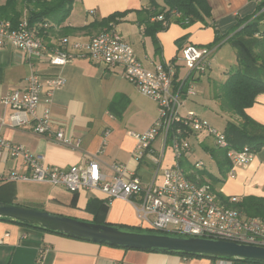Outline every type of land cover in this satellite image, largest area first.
<instances>
[{
    "label": "crops",
    "instance_id": "crops-1",
    "mask_svg": "<svg viewBox=\"0 0 264 264\" xmlns=\"http://www.w3.org/2000/svg\"><path fill=\"white\" fill-rule=\"evenodd\" d=\"M153 1L159 7L164 6V0ZM206 1L211 10V17L206 21L207 26L195 23L182 28L171 23L153 39L144 34L145 24L142 21L145 17L138 13L150 7V0H74L66 21L60 26L47 28L45 42L53 45L61 37L86 42L99 32L76 31L62 36L63 31L87 26L114 13H127L118 24L113 25V29L130 45L142 67L148 71H152L155 66L172 67L176 82L183 81L178 72L181 67L178 61L182 47L186 45L209 47L216 35H232L240 20L264 14V6L258 10L264 0ZM22 11L25 16L23 8ZM262 25L264 27V21ZM218 44L223 45L224 40ZM213 62L212 56L211 64ZM32 72H35L41 81L40 110L43 107L49 110L54 122L52 131L61 129L69 138V144L33 135L32 123L15 129L2 128L0 134L6 142L22 147L31 155L42 157L44 165L49 167L68 169L95 158L100 173L107 182H111L115 176L113 165H125L129 170H133L134 176L144 185L151 181L153 174L151 162L162 149L161 140L157 138L152 144L154 150L152 160L137 163L131 158L135 141L127 133L146 131L156 119L157 106L123 79L120 67L96 64L86 58H75L71 63L61 67L51 66L43 61L34 62L30 66L17 49L11 46L2 47L0 100L13 91L22 89ZM54 78L62 79L63 85L50 92L45 81ZM46 98L49 99V103L44 102ZM10 114V109L0 104V122L6 121ZM246 114L254 122L264 126V93L255 98L254 104L246 109ZM191 140L199 141V133L190 137L189 141ZM208 140L212 146L205 142L202 145L207 149L214 148L213 140L205 133V141ZM204 151L208 153V150ZM184 160L189 165L195 163L190 160L189 154ZM160 166L162 169L173 166V156L168 146L162 151ZM203 169L219 177L218 172L212 174L204 165ZM11 172L18 175L29 174L22 159L12 160L0 155V174L7 175ZM196 179L198 180L197 177ZM204 179L209 183L206 177ZM155 183H160L159 176ZM0 186H5V191L13 194L15 203L21 206L33 209L50 208L58 212L49 213L63 216L62 213L66 212L69 217L78 219L80 216L85 218L82 220L91 222L92 217L86 211V207L89 201L94 200L103 205L99 219L104 222L133 227L138 225L136 213L129 203L119 199L108 201L97 190L69 193L62 187L46 183L19 181L2 183ZM211 187L216 199L225 206L233 204L230 201L232 198L238 199L236 204L247 197L264 199V148L254 154L247 167L236 169L234 178L226 175L223 182L213 184ZM0 264L219 263L201 258H184L178 255L101 246L0 221Z\"/></svg>",
    "mask_w": 264,
    "mask_h": 264
},
{
    "label": "built area",
    "instance_id": "built-area-1",
    "mask_svg": "<svg viewBox=\"0 0 264 264\" xmlns=\"http://www.w3.org/2000/svg\"><path fill=\"white\" fill-rule=\"evenodd\" d=\"M156 20L162 21L163 18L158 16ZM219 45L182 47L180 60L189 71L183 81L176 82L172 67L155 66L152 71L145 70L130 45L113 27L86 42L62 37L56 44L49 45L34 29L28 27L26 20H22L16 28L9 22L0 21V48L11 46L17 49L30 66L43 61L61 67L75 58H86L96 64L120 67L123 79L157 106L156 119L146 131L127 133L135 141L131 158L137 163L152 160L153 142L160 138L162 143L160 153L151 162L152 179L144 185L134 176L133 170L125 165H113L115 176L111 182H107L95 158L68 169L46 166L42 157L31 155L22 147L6 142L0 134V155L12 160L22 159L29 170L28 175L13 172L0 174V184L17 181L46 183L62 187L69 193L97 190L108 201L119 199L129 203L136 213L137 228L140 230L212 238L264 248V218L247 217L236 209L222 205L209 184L198 185L187 176L192 171H184L179 164L180 159L191 151L189 138L201 132L213 140L216 149L225 151L231 162L227 174L231 179L236 169L247 167L254 158L255 153L249 148L241 151L229 149L224 133L209 127L195 114H181L183 100L195 94L194 85L188 81L193 80L195 74H204L210 68L211 57ZM45 85L51 92L60 88L63 80L47 79ZM40 87V78L32 72L22 89L0 100V104L11 111L8 119L0 122V130L32 123L33 135L69 144V138L61 129L52 131L54 122L49 110L44 107L40 110ZM44 102L49 103V99L46 98ZM165 146L172 152L173 166L162 169L160 164ZM201 167V162L195 164V168ZM158 176L160 183L156 184ZM230 201L236 203L238 199L232 198ZM217 262L231 264L228 261Z\"/></svg>",
    "mask_w": 264,
    "mask_h": 264
},
{
    "label": "trees",
    "instance_id": "trees-1",
    "mask_svg": "<svg viewBox=\"0 0 264 264\" xmlns=\"http://www.w3.org/2000/svg\"><path fill=\"white\" fill-rule=\"evenodd\" d=\"M73 2L74 0H4L0 2V21L9 22L13 28H16L24 18L28 27L34 29L39 37L47 41V28L62 25L70 15ZM263 6L264 3L260 5L258 10ZM22 8L25 10V16ZM138 13L145 17L142 21L145 24L144 34L153 39L158 32L164 31L171 23L182 28H187L195 23L207 26L206 21L211 17V10L206 0H165L163 7L157 6L153 0H150V7ZM126 14L114 13L87 26L66 29L62 36L76 31L95 30L101 33L110 30ZM158 16H162L163 20L157 21L156 17ZM262 21H264V14L259 17H247L245 20H240L232 35H216L210 45L215 46L224 40V43L231 45L236 57L237 66L228 71L226 81L217 86L213 94L219 110L231 118L223 133L228 148L235 151L249 148L256 153L264 148V126L254 122L246 114V109L254 104L255 98L264 93V27ZM203 149L208 150L209 155L217 165L219 177L209 174L203 169V164L201 168H195V164L200 161L189 165L183 156L179 164L186 172L188 169L194 170L192 174L187 175L192 181L198 185L207 183L211 187L213 184L223 182L231 168V162L226 157L224 150L215 147L207 149L206 146H203ZM204 177L209 180V183L205 182ZM5 186H0V202L16 204L14 195L6 192ZM226 207L236 209L247 217L264 218V199L247 197L241 199L237 204H227ZM102 208L103 205L100 202L91 200L86 211L91 215L92 223L109 225L110 223L99 219V212ZM0 221L12 223L6 220ZM116 226L140 230L133 226ZM231 263L262 264L252 261H231Z\"/></svg>",
    "mask_w": 264,
    "mask_h": 264
},
{
    "label": "water",
    "instance_id": "water-1",
    "mask_svg": "<svg viewBox=\"0 0 264 264\" xmlns=\"http://www.w3.org/2000/svg\"><path fill=\"white\" fill-rule=\"evenodd\" d=\"M0 220L101 246L215 261L264 264V248L212 238L122 228L0 202Z\"/></svg>",
    "mask_w": 264,
    "mask_h": 264
},
{
    "label": "rangeland",
    "instance_id": "rangeland-1",
    "mask_svg": "<svg viewBox=\"0 0 264 264\" xmlns=\"http://www.w3.org/2000/svg\"><path fill=\"white\" fill-rule=\"evenodd\" d=\"M212 56L214 62L211 64L210 68L204 74H195L193 80L190 79V81H188L189 83L194 85L195 94L194 96L188 97L185 99V101H183L181 113L195 114L209 127L217 131H223L227 122L231 121V118H229L219 110L213 94L215 93L216 87L226 81L228 71L236 67L237 62L234 50L229 43H224L223 45L221 44ZM178 64L181 66L179 67L178 71L179 77L183 80L185 79L189 70L184 66L181 60L178 61ZM190 142L192 145L191 152H189L190 160L193 162H202V164L210 173L216 174L218 172L217 165L212 160L210 155L202 148V143L204 142L209 146H212L209 140L205 141V133H199V141L191 140ZM39 208L40 209L37 210L58 212L50 208ZM62 214L65 217H69L67 215L68 213L66 212ZM82 218L85 219L84 217ZM82 218L79 216L78 220H82Z\"/></svg>",
    "mask_w": 264,
    "mask_h": 264
}]
</instances>
